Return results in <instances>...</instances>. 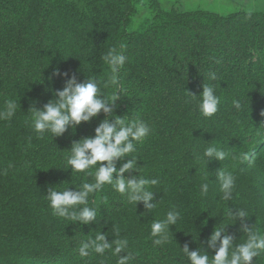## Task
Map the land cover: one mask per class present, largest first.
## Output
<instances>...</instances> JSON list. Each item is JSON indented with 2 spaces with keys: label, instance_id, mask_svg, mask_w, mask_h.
Returning a JSON list of instances; mask_svg holds the SVG:
<instances>
[{
  "label": "trees",
  "instance_id": "obj_1",
  "mask_svg": "<svg viewBox=\"0 0 264 264\" xmlns=\"http://www.w3.org/2000/svg\"><path fill=\"white\" fill-rule=\"evenodd\" d=\"M140 2L0 0V112L6 101L17 104L10 121L0 119V264H118L114 247L103 255H79L82 242L101 233L112 243L116 230L128 241L120 256L131 253L129 264H190L182 251L185 243L211 260L215 251L206 242L215 228L227 226L232 250L247 240L240 221L228 215L239 209L248 212L249 227L264 235V11H253L249 19L247 11L223 15L155 7L150 23L130 30ZM121 46L126 62L112 84L102 57ZM57 69L59 77L53 75ZM65 72L80 83L95 80L104 98L120 99L111 117L102 112L62 137L46 131L41 139L31 109L58 99ZM204 83L221 101L211 118L198 107ZM116 116L142 120L152 129L116 166L136 159V171L125 173L126 179L160 181L147 189L154 192L156 209L148 213L142 202L130 204L106 184L89 196L95 222L54 216L49 189L77 191L95 182L99 167L73 172L67 164L73 143L94 138L99 124ZM209 147L229 153L228 158L207 162ZM219 169L236 177L229 201L221 198ZM174 209L180 219L169 228V242L154 245L159 237H152V223ZM253 264H264V253Z\"/></svg>",
  "mask_w": 264,
  "mask_h": 264
},
{
  "label": "clouds",
  "instance_id": "obj_2",
  "mask_svg": "<svg viewBox=\"0 0 264 264\" xmlns=\"http://www.w3.org/2000/svg\"><path fill=\"white\" fill-rule=\"evenodd\" d=\"M254 8L247 9V17L250 19ZM124 51L121 46V51L118 52L115 48L102 57L104 62L108 64L113 73L110 83H117L116 76L119 70L124 66L126 57L122 54ZM54 76H61L57 69ZM66 80L63 90L57 91L55 95L58 99L49 101L44 105L42 110L33 107L34 112L33 127L36 133L40 134L43 139V133L50 131L54 137H62L68 129H76L82 123L90 122L102 112L111 117L117 107L116 101L119 96L113 98H104L101 96V89L98 83L87 78L83 83L77 81L75 74L68 78V73H63ZM210 79L215 80L214 74L210 75ZM105 88L108 84L104 85ZM189 95L196 97L190 92ZM202 101L198 107L201 113L206 118L214 116L219 108L220 100L214 94L212 86L203 84V92L201 94ZM233 106L236 109L241 108L239 101H233ZM17 104L14 101L5 102V110L0 112V119L10 121L16 113ZM264 116V112H261ZM264 124V123H262ZM152 129L142 120L132 122L126 121L124 118L116 116L111 122L109 119L103 120L95 129L94 138H83L79 142H74L71 147V156L67 160V164L73 172H86L89 169L99 167L94 173V183H83L77 191L65 190L58 192L55 189H49L47 199L50 201V207L54 216L67 219L73 223L79 222L83 225H88L96 221L97 212L88 207L89 196L103 189L104 185H112L113 189L121 195L127 196L128 203L138 204L143 203L146 212H153L157 203H155L154 192L147 190L160 184L158 179H144L132 176L125 178V173L136 171V159H130L128 162L117 169V162L122 161L125 157H129L135 151V144L142 142L149 136ZM229 153L223 150H217L215 147H209L204 157L207 162L211 159H216L220 162L227 159ZM199 159V157H197ZM243 159H249L245 155ZM9 167H12L10 164ZM7 175V170H5ZM91 175V173H90ZM220 184L222 199L229 201L232 199L235 188L236 177L223 169L217 171ZM114 176L116 178H114ZM209 179V177H206ZM208 184L202 185V195L208 193ZM102 203L107 204L108 199L104 197ZM78 206H84L79 208ZM233 220H239L241 223V231L247 236V240L235 246L234 237L226 232V227L215 228L209 240L206 242L208 248L215 251V255L202 254L200 250L190 251L188 243H185L182 251L188 257L190 264H253L254 258H257L264 253V235L258 230H254L253 226L249 227L246 221L249 218L247 211L243 209L228 213ZM180 219V214L177 210H172L167 213L166 219L163 221H154L151 225L153 243L156 246L163 245L169 242V228L176 225ZM117 237L112 243H109L105 234H97L94 239H89L87 242H82L79 248V255L82 258L88 257L92 252L103 255L106 251L113 250L114 255L120 257L118 264H129V261L134 259L131 253L126 257L121 258L120 254L125 252L128 247L126 239H119V230L115 231ZM231 250V251H230Z\"/></svg>",
  "mask_w": 264,
  "mask_h": 264
},
{
  "label": "rangeland",
  "instance_id": "obj_3",
  "mask_svg": "<svg viewBox=\"0 0 264 264\" xmlns=\"http://www.w3.org/2000/svg\"><path fill=\"white\" fill-rule=\"evenodd\" d=\"M155 7L160 10H203L218 14H228L235 11H264V0H141L135 5L133 15L130 17V30H137L143 24H148L153 19Z\"/></svg>",
  "mask_w": 264,
  "mask_h": 264
}]
</instances>
